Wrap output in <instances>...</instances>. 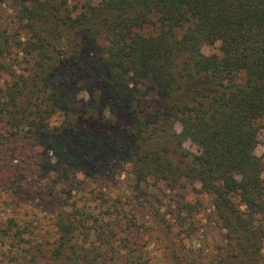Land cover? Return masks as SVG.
Returning a JSON list of instances; mask_svg holds the SVG:
<instances>
[{
    "label": "trees",
    "instance_id": "obj_1",
    "mask_svg": "<svg viewBox=\"0 0 264 264\" xmlns=\"http://www.w3.org/2000/svg\"><path fill=\"white\" fill-rule=\"evenodd\" d=\"M6 1L19 8L25 37L0 28V187L9 189L24 173L69 187L55 208L53 242L44 233L41 244H29L34 227L27 221L8 217L0 224V264L116 261L99 228L119 222L118 211L101 191L82 205L71 193L98 186L117 161L138 182H159L168 191L187 182L209 195L227 239L217 264H258L264 0ZM207 46L215 52L204 53ZM14 50L21 56L11 57ZM76 61L92 85L83 110L72 105ZM9 72L10 80L1 82ZM53 116L61 121L45 124ZM36 147L46 162L14 170ZM103 216L109 218L101 224Z\"/></svg>",
    "mask_w": 264,
    "mask_h": 264
},
{
    "label": "rangeland",
    "instance_id": "obj_2",
    "mask_svg": "<svg viewBox=\"0 0 264 264\" xmlns=\"http://www.w3.org/2000/svg\"><path fill=\"white\" fill-rule=\"evenodd\" d=\"M18 9L14 2L0 0V28L11 32L15 39L25 37L19 29L21 24ZM203 51L211 54L215 49L207 46ZM10 56H21V53L14 50ZM70 68L73 75L80 73L79 76H74L72 105L83 110L88 106L89 91L92 88L89 74L83 70L87 68L81 61L72 62ZM10 76L11 72L3 74L1 82L9 81ZM154 95L150 94V100H147V105L151 107L155 103ZM60 121L61 118L53 116L45 124L52 125ZM258 124H264V116ZM176 130L179 128L176 127ZM184 147L195 151V147L188 142L184 143ZM33 151V156L26 158L25 162L15 161L14 170L24 173L26 163L37 166L46 162V154H43L42 148L36 147ZM255 154L264 160V148L261 145L257 146ZM103 175L105 178L98 186L89 184L84 186L83 191L72 189L71 196L72 200H78V204L82 205L83 201L88 203L86 200L92 195L94 199L100 197L101 191L108 199V208H116L118 211V215L114 212L113 219H119V222L112 223L108 228H99V232H105L110 237L112 253L117 257L110 264H121L122 259L128 256L129 264H217L220 258L225 257L226 231L217 218L209 195L192 191L187 182L176 191H168L159 182H138L129 173L128 166L118 161L109 163ZM27 176L24 173L9 189L0 187V224L7 221L8 217L27 221L34 227L32 235L26 238L29 244H41L45 239L44 233H47V240L51 243L56 237L53 220L58 198L69 184H55L52 180H31L26 179ZM262 178L264 179V173ZM13 188H18L20 194H13L10 190ZM3 189L6 192H2ZM107 218L109 217H100L99 223L103 224V219ZM43 247L48 253L49 246ZM116 247L120 249L117 254ZM42 262L44 263L40 264H47L45 260ZM258 264H264V243Z\"/></svg>",
    "mask_w": 264,
    "mask_h": 264
}]
</instances>
